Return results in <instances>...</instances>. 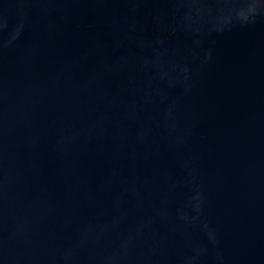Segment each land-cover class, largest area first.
Returning <instances> with one entry per match:
<instances>
[{
  "label": "water",
  "instance_id": "obj_1",
  "mask_svg": "<svg viewBox=\"0 0 264 264\" xmlns=\"http://www.w3.org/2000/svg\"><path fill=\"white\" fill-rule=\"evenodd\" d=\"M0 264H264V0H0Z\"/></svg>",
  "mask_w": 264,
  "mask_h": 264
}]
</instances>
